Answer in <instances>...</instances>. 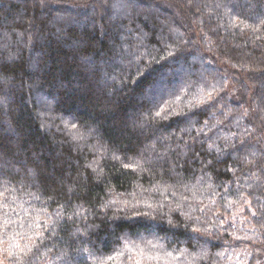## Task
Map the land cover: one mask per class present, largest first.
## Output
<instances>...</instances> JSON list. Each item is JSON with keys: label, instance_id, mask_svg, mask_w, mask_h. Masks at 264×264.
Listing matches in <instances>:
<instances>
[{"label": "trees", "instance_id": "1", "mask_svg": "<svg viewBox=\"0 0 264 264\" xmlns=\"http://www.w3.org/2000/svg\"><path fill=\"white\" fill-rule=\"evenodd\" d=\"M0 264H264V0H0Z\"/></svg>", "mask_w": 264, "mask_h": 264}]
</instances>
